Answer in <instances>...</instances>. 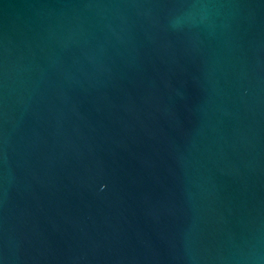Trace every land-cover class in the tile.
<instances>
[{"label":"water","instance_id":"1","mask_svg":"<svg viewBox=\"0 0 264 264\" xmlns=\"http://www.w3.org/2000/svg\"><path fill=\"white\" fill-rule=\"evenodd\" d=\"M0 264H264V0H0Z\"/></svg>","mask_w":264,"mask_h":264}]
</instances>
